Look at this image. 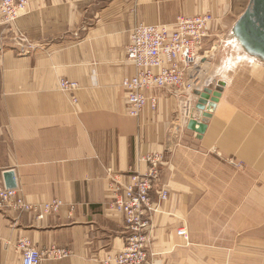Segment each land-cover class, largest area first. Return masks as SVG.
I'll list each match as a JSON object with an SVG mask.
<instances>
[{"label":"crops","instance_id":"crops-1","mask_svg":"<svg viewBox=\"0 0 264 264\" xmlns=\"http://www.w3.org/2000/svg\"><path fill=\"white\" fill-rule=\"evenodd\" d=\"M250 2L30 0L17 35L0 28V184L12 170L28 202H65L43 220L1 210L0 264H22L21 240L72 252L42 264H105L126 235L109 207L111 176L148 172V154L163 156L152 197L162 186L169 192L153 217L152 264H264V62L242 59L234 32ZM202 13L214 15L218 39L201 50L194 89L156 90L155 110L130 115L122 82L135 72L126 58L131 29ZM61 79L79 90L62 91ZM221 81L205 117L195 91ZM191 117L204 132L188 128Z\"/></svg>","mask_w":264,"mask_h":264},{"label":"built area","instance_id":"built-area-1","mask_svg":"<svg viewBox=\"0 0 264 264\" xmlns=\"http://www.w3.org/2000/svg\"><path fill=\"white\" fill-rule=\"evenodd\" d=\"M29 6L30 0H0V27H7L17 35L16 22L28 13ZM214 21L215 17L209 13L180 15L171 24L138 23L131 29L126 58L134 66L135 72L122 82L130 115L138 117L147 107L155 110L158 105L156 90L175 88L181 92H191L194 89L195 78L191 72L198 65L201 50L213 35ZM20 41L18 45L23 48V41ZM186 76L190 77L189 80H185ZM59 88L77 92L80 85L74 80L61 79ZM74 101H77L76 96ZM141 160L149 163L148 172L132 173L125 182L111 176L109 207L123 216L126 235L123 249L107 258L105 264H152L153 217L160 212L161 203L169 198V192L162 186L157 190L158 200L152 197L161 177L163 156L148 154L142 156ZM64 205L61 199L34 204L25 200L18 185L7 187L0 184V211L29 212L36 219L43 220L58 214ZM177 233L188 236L185 227H180ZM19 248L22 264H42L46 259H61L72 253L70 249L58 246L40 250L28 240H21Z\"/></svg>","mask_w":264,"mask_h":264},{"label":"water","instance_id":"water-1","mask_svg":"<svg viewBox=\"0 0 264 264\" xmlns=\"http://www.w3.org/2000/svg\"><path fill=\"white\" fill-rule=\"evenodd\" d=\"M234 32L240 43L248 51L264 59V0H251L238 20ZM224 84L222 81L219 82L216 90L206 87L203 90L195 91V95L198 97L196 109L202 111L205 117L212 115V110L219 101ZM188 128L202 133L206 129V123L191 118L188 122ZM4 178L7 187L17 186L14 171L7 170L4 172Z\"/></svg>","mask_w":264,"mask_h":264},{"label":"rangeland","instance_id":"rangeland-1","mask_svg":"<svg viewBox=\"0 0 264 264\" xmlns=\"http://www.w3.org/2000/svg\"><path fill=\"white\" fill-rule=\"evenodd\" d=\"M209 14H211V13H209ZM213 15V14H212ZM214 16V15H213ZM144 24V23H143ZM151 25H156V24H151ZM1 29H2V33H14V32H12V31H10L9 30V28H7V27H0ZM15 34V33H14ZM15 36V35H14ZM216 39H218V37H215L214 39H213V37H210L209 38V40H211L213 43H214V41L216 40ZM210 41V42H211ZM224 42V44L226 45V44H228V42H227V37H225V38H223L220 42ZM207 43H208V41H207ZM219 44V43H218ZM221 44H223V43H221ZM236 44V43H235ZM243 53H242V55L244 56V57H242V59H244V60H256V61H260V62H264V59L261 57V56H259V55H257V54H253V53H251L250 51H248L244 46H243ZM233 50H235L233 47L229 50V51H233ZM226 52H227V50H226ZM250 64L251 63H247L246 62V66H250ZM245 65V64H244ZM252 65V64H251ZM0 91H1V84H0Z\"/></svg>","mask_w":264,"mask_h":264},{"label":"bare ground","instance_id":"bare-ground-1","mask_svg":"<svg viewBox=\"0 0 264 264\" xmlns=\"http://www.w3.org/2000/svg\"><path fill=\"white\" fill-rule=\"evenodd\" d=\"M146 25H151V24H146ZM200 60V59H199ZM199 63V62H198Z\"/></svg>","mask_w":264,"mask_h":264}]
</instances>
